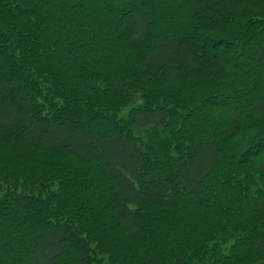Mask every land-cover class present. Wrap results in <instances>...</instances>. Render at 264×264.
I'll return each mask as SVG.
<instances>
[{
    "label": "trees",
    "instance_id": "trees-1",
    "mask_svg": "<svg viewBox=\"0 0 264 264\" xmlns=\"http://www.w3.org/2000/svg\"><path fill=\"white\" fill-rule=\"evenodd\" d=\"M103 259L264 264V0H0V264Z\"/></svg>",
    "mask_w": 264,
    "mask_h": 264
},
{
    "label": "rangeland",
    "instance_id": "rangeland-1",
    "mask_svg": "<svg viewBox=\"0 0 264 264\" xmlns=\"http://www.w3.org/2000/svg\"><path fill=\"white\" fill-rule=\"evenodd\" d=\"M106 28H109V26H105V27H103V29H106ZM110 29H111V28H110ZM102 31H103V30L101 29V32H102ZM124 112H125L124 110H123V111H120V112L117 113V115L119 116V115H121V114L124 113ZM229 243H230V241H227V242L222 243V247H223L224 249H226V248L228 247ZM224 252H225V251H223V253H224ZM102 264H107V262H106L105 259H103Z\"/></svg>",
    "mask_w": 264,
    "mask_h": 264
}]
</instances>
